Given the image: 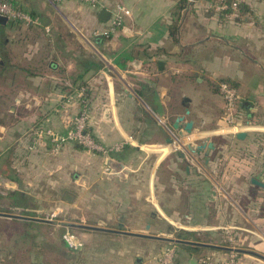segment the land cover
Listing matches in <instances>:
<instances>
[{
	"label": "crops",
	"instance_id": "1",
	"mask_svg": "<svg viewBox=\"0 0 264 264\" xmlns=\"http://www.w3.org/2000/svg\"><path fill=\"white\" fill-rule=\"evenodd\" d=\"M10 1L41 24L0 23V212L37 217L42 186L63 185L70 223L170 234L182 222L202 227L181 229L189 236L208 235L209 240L231 229L244 239L246 250L264 257V188L251 181L264 180V0H232L235 10L226 13L215 10L214 0H99L97 8L76 0H63L58 7L48 0ZM117 5L129 15L107 35ZM101 10L111 13L109 20L99 18ZM74 47L83 56H76ZM221 83L237 91L241 132L246 133L244 140L224 138L225 147L214 144L213 131L204 129L222 122ZM82 90L80 99L76 95ZM155 92L164 117L156 114ZM83 104L96 142L106 148L125 146L105 157L71 143L51 156L49 142L38 145L35 130L66 133ZM178 116L194 122L195 131L185 138L172 127ZM193 140L214 144L210 166L203 154L185 148ZM225 160L232 165L227 179L240 177L241 170L245 179L228 184L213 179ZM167 171L172 176L164 183L160 177ZM202 171L206 181L200 180ZM166 190L173 195L164 198ZM185 191L190 196L180 204L182 211L166 204L175 196L180 200ZM0 224L10 231L41 223L0 217ZM77 230L84 246L71 253L81 255L85 264H160L157 256L170 246L175 249L172 264H201L207 257L221 262L230 255ZM9 238L20 254V235L11 232L9 237L8 232ZM85 239L114 241L120 247L93 246ZM34 260L41 263L36 256ZM236 264L264 260L243 254Z\"/></svg>",
	"mask_w": 264,
	"mask_h": 264
},
{
	"label": "rangeland",
	"instance_id": "2",
	"mask_svg": "<svg viewBox=\"0 0 264 264\" xmlns=\"http://www.w3.org/2000/svg\"><path fill=\"white\" fill-rule=\"evenodd\" d=\"M7 3L9 5H12L13 7H15L16 9H18L10 0H6ZM63 0H60L58 2H54L52 0H48V3L52 6V7H58V5L62 2ZM78 1V0H76ZM80 2V1H78ZM82 3V2H81ZM20 10V9H19ZM22 11V10H20ZM25 13V12H24ZM27 14V13H26ZM30 15V14H29ZM31 16V15H30ZM32 17V16H31ZM34 18V17H33ZM37 19V18H35ZM38 20V19H37ZM11 21V20H8ZM18 22V21H16ZM39 24L40 21L38 20ZM21 23V22H20ZM23 24V26H38V25H28L26 23H21ZM46 34V33H45ZM39 37V36H38ZM41 37V35H40ZM46 40H50L49 36H46ZM74 53L76 54V56H83V54L81 53V51L77 48L74 47ZM107 65V64H106ZM106 67H108V69L111 71L112 69L109 68V65H107ZM138 88V86H137ZM224 108V107H223ZM224 114L225 112L222 113L221 115V119L220 122H218L216 125L214 126H209V127H205L204 129H209L211 131H215L218 128L223 127V120H224ZM241 121V119H240ZM217 126V127H216ZM200 130V128H198ZM229 135H225L224 137H215L213 142L214 144H217L219 146H223L225 147V140L224 138L228 139ZM194 141V140H193ZM200 142L194 141L192 144H198ZM228 148V147H227ZM230 151V150H229ZM223 162V161H222ZM231 167L232 165H230V162L227 160H225V162L223 163L222 167L219 169L218 173L216 175H213V179H216L217 182L223 183V184H228L230 182H235V181H239V179H245V177H243L244 175L243 170L238 171L239 174L241 175L240 177H233V178H237V179H227L230 176L231 173ZM167 170V169H166ZM168 172V173H167ZM166 173L164 172V174L160 177L161 180L164 183H167L168 181H170L171 176H172V172L167 171ZM206 173H204V171L201 172V179L203 181H206L207 179ZM177 179V178H176ZM206 179V180H205ZM178 183H182V178H178L177 179ZM61 187H64L63 185H59L53 188L47 187V186H42V202L41 203V214H39L36 218H41V219H45L48 221H51L50 223H41V224H33L30 227L29 226H25L22 227L20 226L18 230H15L14 228H11L10 231H7L3 225L0 224V264H17L19 260L20 264H34V257L36 256V260L38 261V259H40L41 263L40 264H85V262L82 260V256L79 254H72L69 249H67L65 247V244L63 242V235L65 234L66 231H71L72 233H74L82 242H83V238L82 235H80V233L78 232L77 228H67L65 226L62 225V223H70L68 222L69 219L66 216V211H65V205L64 203H62V199L64 198L65 195V191L62 190ZM72 194L75 192L72 191ZM164 194V198H166L165 195L168 196H172L173 193L169 190H166L163 192ZM183 196L185 197H180L177 199V197H172V199H168L166 200L167 203L166 204H172L173 203V208L174 209H179L182 211V208H179L181 203H183V201L186 199V196H190L189 193H187V191H185L184 193L182 192ZM237 194V193H235ZM180 201V202H179ZM244 201H240L241 205H244ZM172 207V206H171ZM23 215V214H22ZM24 216H27L26 214ZM182 214H179V217L182 218ZM177 217L180 221V218ZM72 224H76V223H72ZM79 224V223H78ZM238 225H244L243 223H240ZM177 228H173L170 232V234H157V233H151V232H138V234H146V235H155V236H160L163 238H171V239H183L181 237H185L183 236L184 233H186L185 231L181 230V229H190V228H195V230H200L202 229V227H196V226H183L182 222H179L176 224ZM166 229V227H165ZM77 230V231H76ZM18 231V232H17ZM192 231V229H191ZM8 232H9V237H10V233L11 232H15L17 234L20 235V248H22L23 250L20 251V254L16 253V242H12V239L9 238L8 239ZM238 231L236 230H231V229H224L223 231V236L224 237H229L230 235L235 236L237 239V248L238 249H243L246 250L247 247L245 246V241L244 239H242L240 237V235H238L237 233ZM167 233V232H166ZM202 234H208V233H202ZM240 234V232H239ZM21 236H23L24 238H21ZM216 238V237H215ZM196 239H198L199 241L196 242H201V243H207L209 244L210 242H212L213 245H218L217 243H219L222 239L221 236H219L216 239H212L209 240V236L208 235H202V236H198L196 234H194L193 236H189L187 237V239L184 240H189V241H195ZM226 239V238H225ZM86 243H88L89 245H93V246H102L104 247L105 245L108 244V246L113 245V247L118 248L120 247L119 244L115 243L113 241V243L111 241H107L105 239L96 241V242H92L91 239H85ZM84 243V242H83ZM138 246H141V242L139 241ZM220 246V245H219ZM40 248V251L38 250ZM171 248V246H170ZM15 250V252H9L10 250ZM168 249V248H167ZM9 252V253H8ZM39 255V257H38ZM243 254H237V259L236 262H238V259H240V257ZM159 256V255H158ZM157 256V257H158Z\"/></svg>",
	"mask_w": 264,
	"mask_h": 264
},
{
	"label": "built area",
	"instance_id": "3",
	"mask_svg": "<svg viewBox=\"0 0 264 264\" xmlns=\"http://www.w3.org/2000/svg\"><path fill=\"white\" fill-rule=\"evenodd\" d=\"M58 2L60 0H52ZM82 3L88 4L91 7H98L99 0H78ZM216 11L224 12L229 10H235V6L228 4L227 0H217L214 6ZM129 12L122 6L117 5L116 11L113 14L111 25L106 31L107 35L114 34L119 28L123 26L124 17L128 16ZM0 17H4L7 20L18 21L21 23H26L28 25H38L39 22L37 19L31 17L29 14L16 9L12 5H9L6 0H0ZM220 91L224 98V120L223 127L215 130L214 136H225L240 133L243 126L241 124V113L239 111V102L240 97L237 91L227 83H221ZM78 98L83 99L84 92L79 91L76 95ZM89 121H90V112L88 107L83 104L81 111L70 121L71 126L66 133H58L50 128L39 127L35 130L37 135V144L40 146L45 145V141L49 142L50 150L49 153L51 156H59L65 147L68 144H78L83 149L88 152H98L103 156L108 157L111 153L119 152L124 146L125 143L116 144L112 147L106 148L102 144L96 142L89 130ZM176 151V149L174 148ZM195 230V228H190ZM63 242L65 246L72 252H77L81 250L84 246V243L71 231H66L63 235ZM237 239L235 236L230 235L226 237V245H220L223 247L238 249ZM231 251L227 259L219 261H213L210 257L201 259V264H236L237 252ZM175 256V249L173 247L168 248L158 256L156 259L160 264H172Z\"/></svg>",
	"mask_w": 264,
	"mask_h": 264
},
{
	"label": "water",
	"instance_id": "4",
	"mask_svg": "<svg viewBox=\"0 0 264 264\" xmlns=\"http://www.w3.org/2000/svg\"><path fill=\"white\" fill-rule=\"evenodd\" d=\"M111 17V13L108 10H101L99 14V18L101 20L107 21ZM7 21L6 18L0 17V23ZM101 37V36H100ZM99 37V38H100ZM153 103L156 107V114L159 117H164L165 116V109L161 100V96L159 95L158 92H155L153 96ZM186 114H189V111H186ZM173 129L178 131V136L181 138H185L186 136L191 135L195 129H194V122L192 120L186 121L185 122V116H178L173 125ZM231 138H237L238 140H244L246 138V133L240 132L236 134L235 136L229 135ZM168 143H171L172 140L168 139ZM185 148L189 150L192 153H195L197 155H204V159L206 163L210 166V152L215 149V146L212 142L205 141L202 144H192L188 143L185 145ZM177 155L180 157H184L182 153L177 152ZM252 183L256 186L264 188V180L263 179H256L253 178ZM0 217H5V218H12V219H19V220H24V221H29V222H38V223H50L51 221L41 219V218H36V217H29V216H23V215H13L8 212L7 209H3L0 212ZM63 226L67 228H77V229H85V230H92V231H101V232H108V233H116V234H123V235H128V236H133L137 238H144V239H155V240H160V241H165V242H170L174 244H184V245H190V246H198V247H204L208 249H213V250H221V251H228L231 252L234 249L219 246V245H213V244H207V243H201V242H196V241H189V240H184V239H171V238H163L160 236H153V235H146V234H138V233H133V232H124V231H117V230H109V229H102V228H97V227H92V226H84L80 224H72V223H62ZM150 224L146 226V231L150 230ZM235 252L239 254H247L251 256L258 257L262 260H264V257L252 252L250 250H243V249H236L234 250Z\"/></svg>",
	"mask_w": 264,
	"mask_h": 264
},
{
	"label": "trees",
	"instance_id": "5",
	"mask_svg": "<svg viewBox=\"0 0 264 264\" xmlns=\"http://www.w3.org/2000/svg\"><path fill=\"white\" fill-rule=\"evenodd\" d=\"M216 1L217 0H214V2L216 3ZM228 1V4H230L231 2H232V0H227ZM225 12V11H224ZM223 12V13H224ZM226 13V12H225ZM237 161H238V163H240L241 161H243V160H241V158H237L236 159ZM183 236H185V237H181V238H183V239H187V237H189V235H188V233H184V235ZM191 236V235H190ZM221 237H222V239H221V241L219 242V243H217L218 245H226V237H224L223 235H220ZM211 244H212V242H210Z\"/></svg>",
	"mask_w": 264,
	"mask_h": 264
}]
</instances>
